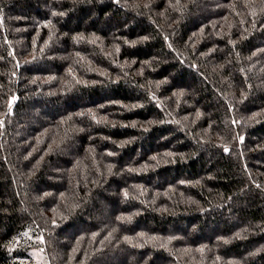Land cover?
I'll return each mask as SVG.
<instances>
[{
    "label": "trees",
    "instance_id": "1",
    "mask_svg": "<svg viewBox=\"0 0 264 264\" xmlns=\"http://www.w3.org/2000/svg\"><path fill=\"white\" fill-rule=\"evenodd\" d=\"M0 264H264V0H0Z\"/></svg>",
    "mask_w": 264,
    "mask_h": 264
},
{
    "label": "rangeland",
    "instance_id": "2",
    "mask_svg": "<svg viewBox=\"0 0 264 264\" xmlns=\"http://www.w3.org/2000/svg\"><path fill=\"white\" fill-rule=\"evenodd\" d=\"M33 256L37 260H40L41 259V255L37 251H33Z\"/></svg>",
    "mask_w": 264,
    "mask_h": 264
},
{
    "label": "snow or ice",
    "instance_id": "3",
    "mask_svg": "<svg viewBox=\"0 0 264 264\" xmlns=\"http://www.w3.org/2000/svg\"><path fill=\"white\" fill-rule=\"evenodd\" d=\"M225 151H228V149H225ZM121 219H123V218H121Z\"/></svg>",
    "mask_w": 264,
    "mask_h": 264
}]
</instances>
